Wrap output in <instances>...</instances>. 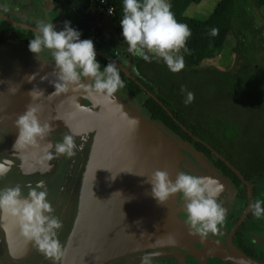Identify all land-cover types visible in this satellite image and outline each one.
<instances>
[{"label": "water", "instance_id": "obj_1", "mask_svg": "<svg viewBox=\"0 0 264 264\" xmlns=\"http://www.w3.org/2000/svg\"><path fill=\"white\" fill-rule=\"evenodd\" d=\"M0 15L37 32L35 27ZM45 61L42 65L27 45L0 44V162L11 161L10 171L0 177V190L18 185L26 196L28 185L35 187L43 181L54 214L62 222L68 204L73 205L69 207L70 224L65 226L63 222L58 234L66 255L59 262L49 259L21 235L12 217L0 214V264H138L147 252L159 251L162 254L157 258H160L205 254V250L215 248L220 255L222 249L208 245L203 236L191 230L182 194L177 193L161 205L154 198L148 179L156 170L167 171L173 181L181 171L213 177L224 185L217 202L227 210L228 192L222 171L202 152L164 130L160 121L140 114L126 102L121 90L111 99H105L70 86L67 91L49 98L55 92L52 82L56 79L52 74L55 65L54 61L42 57V62ZM111 62L115 64L114 60ZM120 68L127 77L135 79L127 68ZM33 74L36 78L29 82L27 77ZM45 75L48 79L42 80ZM82 82L93 83L90 78H82ZM137 83L173 117L155 95ZM12 86L19 87L15 95L8 90ZM34 88L44 91V96L36 101L27 95ZM29 103L40 105L41 122H50L55 129L47 140L55 144L62 142L64 135L73 134L77 146L73 157L61 155L42 161L44 153L39 149L29 147L17 151L14 148L19 136L15 121ZM194 139L204 143L248 187L249 208L250 184L241 172L199 137ZM49 163L51 171L44 172L42 169ZM233 231L227 238L229 258L257 264L230 244ZM169 236L175 243L168 242ZM207 236L217 239L213 233ZM157 239L160 244L152 247ZM184 246L187 248L182 249Z\"/></svg>", "mask_w": 264, "mask_h": 264}, {"label": "clouds", "instance_id": "obj_2", "mask_svg": "<svg viewBox=\"0 0 264 264\" xmlns=\"http://www.w3.org/2000/svg\"><path fill=\"white\" fill-rule=\"evenodd\" d=\"M120 23L128 45L127 50L132 55L146 61L149 60V53L153 57L162 58L173 73L185 68L184 57L179 53L181 49L187 50L186 44L192 33L187 24L177 21L168 0H123V17ZM218 31L213 28L210 34L218 35ZM29 50L42 65L46 63L42 62L46 51L51 53L54 60L55 69L52 74L56 79L52 82L55 92L49 98L67 91L71 86L73 90L83 88L89 94L111 99L118 90L125 87L114 63L110 62L101 71L94 42L91 39H81V33L71 27L70 21H65V27L60 31L52 23H39L37 34L30 40ZM35 78L36 74L27 77L29 82ZM82 78H90L93 83L84 84ZM41 79L47 80L48 75ZM8 90L15 95L19 87L12 86ZM27 95L32 101H36L44 96V91L34 88ZM193 100L194 94L189 92L185 103ZM40 111V105L29 103L26 111L18 116L15 125L19 129V136L14 148L17 151L29 147L39 149L44 153L42 161H51L61 155L73 157L77 147L73 134L64 135L62 142L55 144L47 140L55 129L50 122H41ZM51 168L49 163L42 170L47 172ZM10 169L11 161L0 162V177L6 175ZM148 182L152 185L154 198L161 205H165L177 193L182 194L187 223L193 233L201 236L216 234L219 226L225 223L226 209L217 202L224 191V185L217 179L181 171L173 181L167 171L156 170ZM251 210L257 219L261 218L264 216V202L256 200L251 205ZM54 212L43 181L38 182L35 187L28 185L26 196L18 185L0 190V214L12 217L23 237L33 242L46 257L59 262L66 255V248L58 236L63 222ZM160 242L157 239L151 246L156 247ZM168 242L175 243V240L169 236ZM161 254L159 251L147 252L142 255L140 262L154 264V259Z\"/></svg>", "mask_w": 264, "mask_h": 264}, {"label": "trees", "instance_id": "obj_3", "mask_svg": "<svg viewBox=\"0 0 264 264\" xmlns=\"http://www.w3.org/2000/svg\"><path fill=\"white\" fill-rule=\"evenodd\" d=\"M88 7L87 0H79ZM202 0H170L171 10L178 22L191 30L186 48L181 49L185 68L173 73L163 59L138 58L135 61L136 80L166 106L146 96L142 107L148 116L160 121L171 132L196 150L211 157V150L193 136L199 137L225 157L246 180L264 178V15L255 13L264 6V0H219L206 19L185 14L192 3ZM113 7V21L123 17V0H107ZM5 21L0 26V42L11 38L30 42L28 34L7 35ZM218 29L212 36L211 30ZM226 35L233 39L234 65L222 70L201 68L205 59L214 55L223 45ZM101 71L111 61L98 55ZM121 79L128 81L127 91L132 96L144 92L136 80L129 79L119 68ZM194 94L191 103H185L187 94ZM221 106L220 109H211ZM174 118L179 122L177 123ZM186 127L184 130L181 125ZM235 185L239 177L220 159L213 161Z\"/></svg>", "mask_w": 264, "mask_h": 264}, {"label": "rangeland", "instance_id": "obj_4", "mask_svg": "<svg viewBox=\"0 0 264 264\" xmlns=\"http://www.w3.org/2000/svg\"><path fill=\"white\" fill-rule=\"evenodd\" d=\"M46 1L47 0L19 1L20 2L19 12H18V15H16L15 17L16 20L19 21V23L22 22V24L28 23V24H33L35 26H38V24L41 22L48 23L47 21L48 19H46L45 21V18L46 17L52 18L54 15L57 16L59 12L57 13L56 7L54 9H49L48 7L46 8L45 7ZM169 1L170 0H168V2ZM218 1L219 0H202L199 3H192L186 9L185 14L195 17L197 19H202V20L206 19ZM78 3H79V0H63L62 1V5L58 9L60 11L61 17L63 18L62 20L71 21L69 15L73 16L75 12H77L78 14V11L81 13L83 18H87L91 22L97 21V19L99 18L102 19L104 23H106V25H108L110 29L107 32H104L105 34H103V37H106V38L108 37V40H109L106 45H101L103 51H105L106 54L109 53L110 55L113 53L112 55L115 58L119 59L123 66L130 65V70L134 71L135 73V70L133 68L134 67L133 63H134V60H136L139 57L134 56L130 52H128L127 50L128 45L123 37L122 27L118 23L114 22L111 18L99 14L93 8L89 6L87 10H84L83 8H80L78 10V8L80 7ZM255 13L260 18V20H262L263 15H264V6L261 9H256ZM56 20L58 21L57 17L52 18V21H56ZM60 23L56 25L58 29H61ZM232 47H233V39L230 35H226L222 47L214 55L208 58H205L201 62L200 67L204 68V67L212 66V67H217L222 70L229 69L230 67L234 65V60H235V54L233 52ZM148 55H149V58H159V57H153L152 54L150 53ZM124 83H125V87L120 90L124 93V98L126 102L132 106H135V108L139 111L140 114L148 116L146 110L142 107V103L144 99L146 98L147 94L145 92H141L137 96H132L127 91L128 81H125ZM220 108L221 106L218 105L217 107H214L211 109L213 110V109H220ZM159 123L164 130H166L170 134L180 139L177 135H175L167 127H165L161 122ZM184 142L187 145H190L191 147L194 148L193 143L186 142V141ZM207 159L209 160V158ZM241 192H243V190ZM70 206H73V205H70L69 203L68 209L63 215V222L65 226H67L66 225L67 223L69 225L71 222L72 211L70 212V209H69ZM226 236H227L226 230L223 228H219V232L216 233V237H215L217 239L211 240L209 236H203V237L205 238V243H207L208 245L213 244L219 247L218 249L225 250L224 243H225ZM201 243L203 244L202 241ZM186 248L187 247L184 246L182 249H186ZM215 249H211L207 251L205 250L204 252L205 254L186 253V254L176 255V256L174 255V256L160 257V258L154 259V264H242L238 261L237 262L234 261L231 258H228V260H230L229 262H231L229 263L226 259H224V257H221V255L217 254ZM227 251L231 253V250H227ZM138 264H141V263H138Z\"/></svg>", "mask_w": 264, "mask_h": 264}, {"label": "flooded vegetation", "instance_id": "obj_5", "mask_svg": "<svg viewBox=\"0 0 264 264\" xmlns=\"http://www.w3.org/2000/svg\"><path fill=\"white\" fill-rule=\"evenodd\" d=\"M19 1H22V0H0V13L2 15H4L6 18L13 20L16 23H19V21H17L15 18L19 12V5H20ZM62 1L63 0H49V1L47 0L45 2L46 8L48 7L49 9H54L56 7L57 13L59 12L57 16L54 15L52 17V18L57 17L58 21L57 20L52 21L51 17L45 18V21H46V19H48L47 20L48 23L54 24L57 31L63 30L65 27V21L62 20L63 18L61 17L60 11L58 10L62 5ZM78 4L80 6L78 8V10L80 8H83L84 10H87L89 8V7H85L84 5H82L80 1ZM78 4H77V6H78ZM101 15L107 16L104 14H101ZM69 17L71 19V21H70L71 27H73L75 30H77L81 33V39H91L94 42L95 51L102 52L108 58L104 57V56H102L96 52L98 55H100V56H102V57H104L110 61L114 60L115 65L119 68H120V66L127 68V70L130 72V74L135 78L132 80H136V71H135V73H134V71H131L130 65L129 66H125V65L123 66L121 64L120 60L115 58L112 55L113 53L110 55L109 53L106 54L105 51H103L101 45H106L109 41L108 37L107 38L103 37V34H105L104 32H107L110 29H109L108 25H106V23H104V21L102 19L99 18V19H97V21L91 22L87 18H83L79 11H78V14H77V12H75L73 14V16L69 15ZM107 17H109L113 20L112 17H110V16H107ZM5 21L8 23V26H6L7 35L13 36L14 34H28V32H31V36L34 37L37 34V32H35L31 29L15 25L14 23L10 22L9 20L3 18L0 15V26ZM60 21H61V23H60ZM66 21H69V20H66ZM59 23L61 24V29H58L56 27V25ZM20 24H22V22H20ZM25 24L27 26L37 28V26H35L33 24L24 23L23 25H25ZM15 42H21V43H24L26 45H29V43H30V42H26L24 39L11 38L4 43L0 42V44H11V43H15ZM43 56H44V58H46L48 60L54 61L52 56H51V53L49 51H46L43 54ZM139 58H142V57H139ZM136 60H134L133 66H134ZM134 70H135V68H134ZM207 158H209V160L212 163L214 160L217 159V157L213 153H212L211 157H207ZM226 177H228L231 180L232 184L234 185V187L237 190L236 200H238V204L235 207L234 212H232L229 216L226 217L225 223L223 225L219 226V228L225 229L226 234H227L226 239H225V243H224V246H225L224 248L226 251L230 250L229 244L227 242V238H228V235L230 234L231 230L234 229V231L230 237V244L232 246L236 247L237 249H239L245 256H247L248 258H250L251 260H253L257 264H264V249H263L262 243L260 242V240L261 241H262V239L264 240V216L257 219L253 215L252 210H251V205L256 200H260V201L264 202V181H263L264 178H254V179L247 180L248 183L250 184V207L248 208V203H249L248 202L249 201L248 187L242 182V180L240 178L239 179L241 180V184L235 185L233 183V180L229 176H226ZM240 190L241 191L243 190V192H241ZM258 237H261L262 239L260 238V240H258ZM226 260L228 262L230 261L228 259H226ZM229 263H231V262H229ZM242 264H247V263H242Z\"/></svg>", "mask_w": 264, "mask_h": 264}, {"label": "crops", "instance_id": "obj_6", "mask_svg": "<svg viewBox=\"0 0 264 264\" xmlns=\"http://www.w3.org/2000/svg\"><path fill=\"white\" fill-rule=\"evenodd\" d=\"M15 43H18V44H24V43H21V42H15ZM15 43H11V44H7V45H12V44H15ZM26 45V44H24ZM29 46V45H27ZM44 58V56H42ZM46 59V58H45ZM48 60V59H47ZM226 177V176H225ZM225 186L227 188V192H228V197H227V200L229 201L227 203V210H226V217L229 216L232 212H234L235 210V207L237 206L238 204V200H236V193H237V190L236 188L234 187V185L232 184L231 180L226 177L225 179ZM263 202V201H262ZM261 237H258V240H260ZM262 239V238H261ZM260 242L262 243V246H263V249H264V240L262 239V241L260 240ZM220 255L221 257H224L225 259H228L229 258V253L228 251H220Z\"/></svg>", "mask_w": 264, "mask_h": 264}, {"label": "built area", "instance_id": "obj_7", "mask_svg": "<svg viewBox=\"0 0 264 264\" xmlns=\"http://www.w3.org/2000/svg\"><path fill=\"white\" fill-rule=\"evenodd\" d=\"M87 2L88 6L93 8L99 14H104L110 17H113L115 15L113 7L108 4L107 0H87ZM118 24L121 26L120 21L118 22Z\"/></svg>", "mask_w": 264, "mask_h": 264}]
</instances>
